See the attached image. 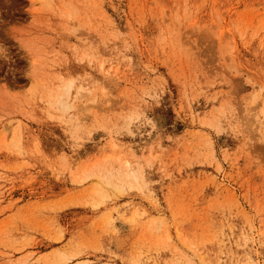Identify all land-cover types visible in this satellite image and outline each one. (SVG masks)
I'll return each instance as SVG.
<instances>
[{
  "label": "rangeland",
  "instance_id": "obj_1",
  "mask_svg": "<svg viewBox=\"0 0 264 264\" xmlns=\"http://www.w3.org/2000/svg\"><path fill=\"white\" fill-rule=\"evenodd\" d=\"M0 264H264V0H0Z\"/></svg>",
  "mask_w": 264,
  "mask_h": 264
}]
</instances>
